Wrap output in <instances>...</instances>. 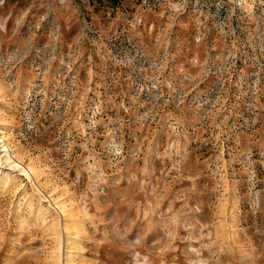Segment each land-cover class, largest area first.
<instances>
[{
	"label": "rangeland",
	"instance_id": "374dc122",
	"mask_svg": "<svg viewBox=\"0 0 264 264\" xmlns=\"http://www.w3.org/2000/svg\"><path fill=\"white\" fill-rule=\"evenodd\" d=\"M0 264H264V0H0Z\"/></svg>",
	"mask_w": 264,
	"mask_h": 264
},
{
	"label": "bare ground",
	"instance_id": "6f19581e",
	"mask_svg": "<svg viewBox=\"0 0 264 264\" xmlns=\"http://www.w3.org/2000/svg\"><path fill=\"white\" fill-rule=\"evenodd\" d=\"M1 147H2V150L1 151H4L5 152V156H6V158H9V156H8V151H7V148L5 147V145L4 144H2V145H0Z\"/></svg>",
	"mask_w": 264,
	"mask_h": 264
}]
</instances>
